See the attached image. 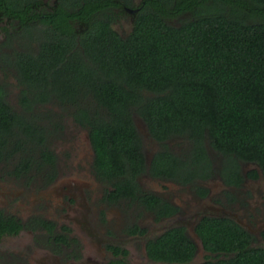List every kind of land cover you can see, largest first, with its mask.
<instances>
[{"label":"trees","instance_id":"16d2710c","mask_svg":"<svg viewBox=\"0 0 264 264\" xmlns=\"http://www.w3.org/2000/svg\"><path fill=\"white\" fill-rule=\"evenodd\" d=\"M116 1L61 0L41 29L28 20L37 18L35 0H0L2 15L20 21L40 42L37 52L15 53L27 87L21 95L26 114L0 107V157L11 142L14 153L28 143H45L46 131L33 111L57 99L78 109L102 175L134 179L145 172L137 115L154 139L183 137L191 143L188 162L166 153L162 171L175 173L184 165L190 180L201 171L207 178L208 143L227 161L222 175L229 184L243 180L240 162L259 166L264 177V0H147L127 37L112 27ZM180 15V25L172 24ZM73 19L88 29L76 32ZM87 98L93 104L81 106ZM42 156L53 154L45 146ZM5 224L0 220V234L18 231L13 222ZM199 234L207 250L236 253L207 264H264V249L249 248L250 236L230 220L205 219ZM168 239L150 246L153 258L192 260L196 246L187 236L174 231Z\"/></svg>","mask_w":264,"mask_h":264},{"label":"flooded vegetation","instance_id":"af4514ba","mask_svg":"<svg viewBox=\"0 0 264 264\" xmlns=\"http://www.w3.org/2000/svg\"><path fill=\"white\" fill-rule=\"evenodd\" d=\"M35 1L32 13L37 18L28 20L45 29L46 24L42 21L59 9L61 0ZM146 1L130 0L131 5H125L123 0H117L118 6L110 7V13L116 19L112 23L113 29L127 37L116 25L127 17L134 26L140 7ZM71 23L81 34L88 29L77 19ZM0 24L4 25L0 29L3 32L0 64L19 84L17 106L9 101L10 83L5 79L0 82V107L8 105L13 111L26 114L21 95L27 87L21 84L14 57L15 53L29 52L28 45L26 47L21 41L17 43L18 34L26 42L34 39L29 37L31 32L26 31L24 24L4 17L1 12ZM8 38L15 39L16 46L9 48L4 44L3 40L8 42ZM8 72L3 71V77L7 78ZM91 101L87 98L81 106L92 105ZM64 105L71 116L69 123L72 126L69 127L61 112ZM77 110L75 105L57 99L36 106L33 112L46 131L45 143H28L23 151L14 153L11 142L12 146L8 145L4 151L5 156L0 157V220L5 225L13 222L18 227L15 233L0 234V264H207L235 257L234 252L206 249L199 234L205 219L234 222L250 236L249 248L264 249V177L259 166L240 162L243 180L238 184L227 182L229 179L222 175L225 166L219 167L218 172V164L210 153L213 164L207 178L201 171L200 176L190 180L184 165L175 173L169 168L164 172L161 168L166 153L186 163L190 152L186 157L180 156L181 150L172 147L171 141L175 137L164 142L154 139L143 119L134 115L135 125L136 118L145 123L147 132L144 136L151 141L149 151L136 125L142 139L145 172L134 179L128 174L102 175L96 165L97 155L90 130L78 122ZM49 111L53 117L46 114ZM65 133L68 134L64 136ZM55 136L57 141L65 138L61 141L62 148L69 151L70 157L69 153L63 156L60 148L52 146L51 139ZM45 146L52 152V158L42 156ZM35 151L37 156L33 155ZM159 155L157 166L151 171L153 161ZM254 170L258 173L257 178L251 176ZM215 177L222 183L219 191L208 186V181ZM126 181H131L132 187L121 188ZM174 231L182 232L196 246L191 261L174 262L150 255V246L165 243ZM18 237L23 239L20 250L8 249V241Z\"/></svg>","mask_w":264,"mask_h":264},{"label":"rangeland","instance_id":"374dc122","mask_svg":"<svg viewBox=\"0 0 264 264\" xmlns=\"http://www.w3.org/2000/svg\"><path fill=\"white\" fill-rule=\"evenodd\" d=\"M180 19H183V18L181 17V15L178 16V17L172 18V19H171V23H172V24H175V25H180ZM3 26H4V25H1V24H0V29H2ZM116 28H117L118 31H120L121 33H123L124 36H128V35L132 32V29H133V23L130 22V20L126 17V18H124V20H123L121 23H118V24L116 25ZM34 31H35L34 33H37V34H38V32H37L36 30H34ZM1 33H3V32H1V30H0V40H1V38L3 37V36H1ZM17 36H18V38H17V43L21 41V43H24V45H25L26 47H27V45H28V46H29V49L27 48V50H29V51H31V52H35V51L38 50V46H39V43H40V42H39V39H34V40H32V39H28V42H26L25 39H23V38L20 36V34H18ZM19 36H20V37H19ZM37 36H38L37 38H39V34H38ZM13 40H15V39H9V38H8V42H7V40H6V41L3 40V43L6 44L9 48H12V47L16 46V45H15V41H13ZM3 71L8 72L6 69H3L2 65L0 64V82H1L3 79H5L6 82L10 83V86H8V88L10 89V90H9V91H10V94H11V96H10V98H9V101H10L12 104L18 106V105H19V104H18V102H19V100H18V98H19V95H18L19 84L16 83V81H15V77H13V76L11 77V75L9 74V72H8V74H7V75H8L7 78L3 77ZM52 107L55 108L56 106L53 105ZM45 108H47V107H45ZM66 111H68V107L64 105V106L62 107L61 112H63L64 120H65V121L68 120L67 122L64 121V122L66 123V125H67V124L69 123V120L71 119V116L68 115V114L66 113ZM55 112H57V111H55ZM51 113H52V112L49 111V113H46V114H47V115L50 114L51 117H53V113H52V114H51ZM70 114H71V113H70ZM47 115H45V116H47ZM45 116H43V117H45ZM41 118H42V117H41ZM48 118H50V116L47 117V119H48ZM136 125L138 126L139 132H140V134H141V136H142V138H143V142L145 143V145H146V147H147V150L150 151V150H151V149H150V147H151V141H150V139H149L148 137L145 138V136H144V133L147 132V128H146V126H145V123H144L141 119L136 118ZM69 126H72V124L69 123V124H68V127H69ZM66 131H68V130H66ZM66 134H68V133H65L64 136H65ZM66 137H67V136H66ZM64 139H65V138H64ZM64 139L62 138V139H60V140L57 141V136H55V137H53V138L51 139V143H52V146H53L55 149L60 148L61 152L63 153V156H66V154L69 153V151H65V150H63L64 148H62V147H63V143H61V141H64ZM171 142L173 143L172 147H173L175 150H181L180 153H179V155H180V156L182 155V157H186V156L188 155V153L191 151V148H192L191 143L189 142V140H187V139H185V138H183V137H175ZM29 148H30V151H31V149H33L32 146L29 147ZM206 148H207L208 153H210V157L214 158L213 160L215 161L216 164H218V169H217V170H218V172H219V167H223V166H225L227 161H226L221 155H219L216 151H214L213 149H211L210 146L208 145V143L206 144ZM32 154H33V152H32ZM23 155H24V154H23ZM33 155H34V156H37V155H38V154H37V151H35ZM70 156H71V155H70V153H69V157H70ZM212 158H210V159H211V162H212ZM212 164H213V162H212ZM240 167H241V169H242L243 166L240 165ZM222 179H223V178H222ZM208 186H209L213 191H219V190L222 188V183H221L218 179H216V177H215V178L211 179L210 181H208ZM256 203H257V202H256ZM256 203H254V205H255ZM22 240H23L22 237H21V238L18 237V239H14V240L11 239V240L8 241V243H7V244H9V245H7V246H8V249H10V250H15V251L20 250V248H21L20 246L23 244V241H22Z\"/></svg>","mask_w":264,"mask_h":264}]
</instances>
